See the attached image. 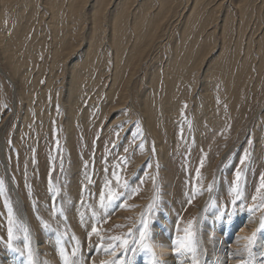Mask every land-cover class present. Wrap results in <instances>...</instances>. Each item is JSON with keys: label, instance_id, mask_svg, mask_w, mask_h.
Returning <instances> with one entry per match:
<instances>
[{"label": "bare ground", "instance_id": "1", "mask_svg": "<svg viewBox=\"0 0 264 264\" xmlns=\"http://www.w3.org/2000/svg\"><path fill=\"white\" fill-rule=\"evenodd\" d=\"M256 1L258 0H0V109L3 104L1 103V99L4 98L3 91H7L6 99L9 101L11 113L17 114L23 111L18 133L32 127L34 142L36 137L44 140L50 135L55 123L52 119L54 109L50 104L57 99L56 91L59 89H55V83L63 79L62 96L58 97L65 112L62 131L70 139L74 138L75 133L84 134L89 125H94L91 124L92 119L91 123L89 122L90 114L94 111L91 110L90 113L88 108H86L88 111L80 110L82 107L80 100L99 84L102 89L108 84V93L98 90L97 96L102 97L105 93V99H108L110 106L119 107L111 112L117 113L122 110L130 97L129 90L131 92L134 88L133 79L137 75V70L144 60L149 59L150 52L167 29L165 37L167 41L162 38L159 42L161 49L166 51L167 59L163 61V57L157 58L156 73H153L154 76L147 83L146 91L142 93L143 97L140 101L142 104L137 116L140 121L144 117L143 122L148 126L147 130L152 136L154 135L153 140L158 147V154L163 153L160 154L161 157L167 156L172 145L170 141L173 138L172 134L178 132L175 128L178 122H181L180 114L186 109L183 103L187 100V94L194 91L190 86L191 80L193 81V77L201 72L203 74L201 88L194 95V109L192 112L187 111L191 119L193 118L191 130L196 134L193 146L204 145L208 140L213 139L216 133L214 131H218L223 125L219 113L221 103L222 108L229 104L232 110L238 102L236 95L238 88H242L248 82L250 73L254 69L252 62L256 60L255 52L260 60L255 65L257 77L263 76L264 0H259L263 7L262 14L254 19ZM176 20L180 21L177 23ZM174 22L176 24L172 26ZM261 27L260 35L258 34L260 38L254 41L255 37L252 35ZM244 37L248 40L245 44ZM163 41H166L164 45H162ZM83 42L85 49L78 47ZM217 48L220 50L217 59L204 64L207 56ZM81 50L82 52L78 54ZM48 59L50 60L47 66L48 75L45 73L46 81L44 80L42 84L44 67ZM105 75L107 76L103 79ZM58 76L61 79L56 81ZM125 92L128 93L124 96ZM233 98L234 102L231 105L230 101ZM96 106L97 104L94 108ZM130 108L131 105L128 111ZM103 113L104 110L99 115L95 129L103 119ZM9 116V114L5 115L0 126L6 123ZM262 117L259 116V123L256 126L259 139L256 144L257 149L259 146H264V142L263 144L261 142L262 131L264 133ZM132 130L134 131V128ZM167 133L170 141L168 144L165 143ZM176 138V143L179 144ZM2 144L0 140V153L5 166ZM69 144L67 139L68 149ZM79 165V168L85 167L84 162ZM5 169L8 176V170L6 167ZM99 171L98 166L97 172ZM79 176L80 173H77L75 180ZM102 176L100 174L97 178L101 179ZM35 181L38 182H36V196L41 199L36 219L32 218L38 235L37 239L33 238L36 241L34 245H37L34 259L37 264H45V262L62 264V258L54 250L56 242L48 238L49 233L45 230L39 231L38 216L44 219L48 217V213L44 210L46 196L42 189L44 181L41 174ZM69 185L71 186L69 190L77 188L75 182H70ZM11 190L18 201L17 214L21 220L27 221L29 216L24 202L22 203V197L14 185H11ZM221 190L220 187L218 192ZM73 199H75L74 195L70 201ZM211 199L216 200V198ZM65 203L66 199L63 200L64 205ZM67 207L71 211L69 226H71L72 241L77 242L79 239V253L81 252L82 256H85L87 251L93 254V258L86 256L88 263L92 259L90 264H104L113 260L119 264L121 256L118 245L113 250L114 254L104 251L111 242H102L103 239L99 241L102 242L100 245L98 242L99 249L88 247V234L93 224L90 223V211L87 210L89 208L97 210V206L77 207V205H69L68 202ZM129 210H133V213L137 211ZM200 214H203L201 210ZM238 219L232 217L230 221L227 219L224 221L233 225ZM243 220L248 223L250 233L259 225L257 211L248 212ZM214 226L216 229L219 228L216 223L210 222L208 217L206 225L197 231L199 255L203 264H240L241 258H249L243 251V242L240 241L241 238L247 237L244 231L242 234L245 236L238 238H232L231 233L227 232V235L223 236L225 239L219 245L213 238L216 235L215 230H212ZM224 229L223 224V233H225ZM162 233L163 230L160 229L159 234L154 235L152 239L156 245H162L154 248L156 257L163 255L164 245L171 241L169 235L162 236ZM182 236L175 233L174 239ZM263 240L264 235H261L255 243ZM72 248L73 246L71 250ZM254 248L255 246H253L254 264H264V258L261 256L264 252L256 251ZM7 251L4 246L0 257L1 264H21L17 261L16 254L11 252L8 254ZM173 251L174 248L171 252ZM132 257L131 264H150V258L143 260L138 256ZM160 264H191V260L189 257L176 255L169 256L164 262L160 261Z\"/></svg>", "mask_w": 264, "mask_h": 264}, {"label": "rangeland", "instance_id": "2", "mask_svg": "<svg viewBox=\"0 0 264 264\" xmlns=\"http://www.w3.org/2000/svg\"><path fill=\"white\" fill-rule=\"evenodd\" d=\"M261 7L262 4L259 0L254 2V19H257L262 14L263 7L260 9ZM178 21L176 20L177 23ZM251 27L252 25L249 29ZM262 27H264V23H262ZM262 27L252 35V37H255L253 38L254 41L259 40L258 34L260 35ZM166 30L163 36L156 42L155 48L150 52L149 59L144 60L139 70H137V75L133 79L134 88L131 89V92L129 90L130 97L126 100V105L123 106L122 110H119L117 113L111 112L113 109L119 107L112 108L110 103H108V99H105V93L102 97L97 96L98 90L106 92V94L108 93V84L104 89L99 84L83 100L81 99L82 101L80 100L82 106L80 110L88 111L89 109L90 113L91 110L94 111L90 114L91 117L89 119L90 123L92 119L91 124L94 125H89L84 134L75 133L72 139L67 138V134L62 131L65 112L64 107L62 108L63 105L60 104L61 101L58 99V97L62 96L61 91L63 90L61 84L63 79L59 77L61 74L58 76V79L56 78V81L61 80L55 83V89H59L56 91L57 99L53 104L50 103L54 109L52 119L55 123L51 128L50 135L44 140L37 139L36 137V141L34 142L35 135L31 132L32 127L18 133L21 127V115L23 111L17 114L11 113L8 105L9 101L6 99L8 93L7 91H3L4 98L1 99V103L3 104H1L2 109H0V125L6 114L10 116L7 118L6 123L3 124L4 126H0V140L3 143V155L4 160H6L4 166L1 157L2 153H0V181L3 182L2 191H0V257L4 246L6 250L8 249L9 207L12 209L15 221L13 233L18 237L14 241V247H17L21 251L24 250L22 243L23 228L26 227L29 230L30 238L33 240H31L33 255L36 254L37 245H34L36 241L33 238L37 239L38 235L34 229V220L32 218L36 219L41 199L36 196L37 181L35 180L39 178V174H41L44 181L41 183L46 196L44 210L48 213V217L41 219L38 216V227L39 231L45 230L42 227L41 220L49 225V229L45 230V232L49 233L48 238L51 241L56 242L55 245L58 247L55 245L53 247L55 246L54 250L59 256L61 248L65 249L70 255L72 251L71 246H76V242H73L71 238V226H69L71 211L69 207L66 208L68 202L69 205H77V207L97 206L98 211L94 210V208L87 210L90 211V223L97 228L96 235L93 234L95 236L87 239L88 247L95 250L100 248H98V242L102 239V242L109 241L111 245H119L120 241L112 239L115 237H119L121 240L128 239L131 242L132 237L126 235L129 233V230H132L133 236L138 239L139 232L135 231V229L139 226L141 216L143 215L149 221L152 237L159 234L160 229H162V236L167 234L169 235V239H171L169 244L164 245V250H162L163 255L156 257V259L163 262L169 256H176L174 251L171 252L173 242L175 241V233L184 236V229L189 226L190 221L197 238V231L206 225V219L209 217L210 222L216 223L219 227L217 228L218 230L216 226L212 229L216 233L213 238L219 245L225 239H223V236H226L227 232L231 233L232 238H238L239 236H245V234L247 237L251 236L256 231L258 226L253 228L252 233L248 232V223L243 220V217L247 216L248 209L253 207L257 208L258 222L261 216L264 215V208H259L262 198H264V188H260L261 175L264 174V146H259L257 149L256 145L259 140L256 134V126L259 123L258 119L259 116H263L262 118H264V73L262 77H257L255 65L260 61L258 54L255 52L256 60L252 62V68L254 69L250 73L248 82L242 88H238L236 95L239 100L235 103L232 110H230L229 104L222 108L223 104L221 103L219 113L222 116V127L218 131H214L216 133L213 139L211 138L204 145L199 144L197 146H193L196 134L191 130L193 125L191 120L193 118L191 119L187 110L192 112L194 109V95L200 91L199 88H201L200 84L203 74L199 72L193 77L190 86L193 87L194 91L191 94H187V100L183 103L186 109H183L179 118L182 124L178 122L175 128V131L178 132L174 131L175 134H172L170 153L165 157H161L160 154L163 153L158 154V147L153 140L154 135L152 136V133L147 130L148 126L143 122L144 117L140 121L137 115L142 104L140 102L143 97L142 93L146 91L147 83L154 76L153 73H156L157 58L163 57V61L167 59L165 55L166 51L159 46V42L162 38L164 40L167 35ZM246 38L244 37L243 39L244 44L248 41ZM166 41H163L162 45ZM80 46L78 47L85 49V42L81 43ZM82 50L78 51V54ZM219 51L218 48L214 49L207 56L204 64H209V61H215L219 55ZM49 61L48 59L44 67L42 84L46 81L48 75L47 66H49ZM45 73L47 74L46 77ZM108 78L110 77L108 76ZM5 88L7 87L5 86ZM127 93L125 92L123 95L125 96ZM233 102L234 98L230 101V104L232 105ZM95 104L97 106L94 108ZM129 105H131V108L128 111ZM103 110V119L95 129L96 122L99 120V115ZM133 128L134 131L132 130ZM261 135L263 140H260H262L263 144V131ZM167 136L168 133L165 139L166 144L170 142ZM175 138L179 144L176 143ZM67 139L70 143L69 149ZM141 144L143 148L140 147ZM212 149L215 150L213 151ZM245 153H248V157L242 165L241 159L245 157ZM83 162L85 167L83 169L82 167L79 168V164ZM98 166L99 172H97ZM5 167L8 170V176ZM237 171L242 172L240 182L243 189V197L237 204H243L244 210L236 212L233 217L236 220L239 219L236 221V224L232 225L227 224L224 220L217 221L215 213L217 212V205L221 211L225 208L228 211H232L231 200L233 197L229 192L233 181L236 179ZM114 172L119 176L121 183L127 181L129 191H136L130 198H125L119 202L123 203L124 207H115L109 215L105 216L103 210L99 207V202L101 191L107 193L106 182H111L110 187L113 190H121L116 186V179L113 176ZM77 173H80V176L75 180ZM96 174L97 177L100 174L103 176L101 179H98L97 177L95 178ZM70 182H75L77 187L75 190H69L71 187L69 185ZM209 184H213L211 193L208 191ZM11 185L15 186L22 197V203L24 202L29 216L27 221L21 220L17 214L18 201L13 195ZM220 187L222 190L218 192ZM258 188H260L259 192L257 191ZM194 190L196 191V195L192 198ZM73 195L75 199L70 201ZM254 196L256 200H253ZM211 198H216V200L213 201ZM64 199H66L65 205L63 204ZM189 199H191V203L188 202ZM218 201H220L219 204ZM150 204L153 205L151 209H149ZM129 209H136L137 211L133 213V210ZM200 210L203 214H200ZM211 212L213 213L211 214ZM94 213L96 214L95 216ZM223 224L225 225V233L222 231ZM88 229L90 231V227ZM243 231L245 234H242ZM261 235H264V233H258L257 238H261ZM243 239L241 238L240 241L243 242L242 245L244 246L247 241ZM102 242H99V245ZM152 243L155 244L153 241ZM263 245L264 240L263 242L255 243L253 245L255 246L254 250L264 252ZM9 252L18 256L17 261L19 263L27 264L26 252V256H21L19 252H13L8 249L7 253L9 254ZM118 252L119 256L122 257L124 255L121 248ZM78 254L75 259L80 264L91 263L92 259L88 263V257L86 258V256L92 257V252L87 251L85 256H82L81 252ZM127 255L129 258H133V253L128 252ZM134 256H138L143 260L145 258L151 259L149 255L144 253H137Z\"/></svg>", "mask_w": 264, "mask_h": 264}, {"label": "snow or ice", "instance_id": "3", "mask_svg": "<svg viewBox=\"0 0 264 264\" xmlns=\"http://www.w3.org/2000/svg\"><path fill=\"white\" fill-rule=\"evenodd\" d=\"M141 148H143V145H140ZM248 157V153H245V157L241 159V164L243 165L245 163V160ZM241 171H237L236 173V179L233 181L231 189L229 194L233 197L231 200L232 204V211H228L227 208H225L223 211L219 209V206L217 205V214L215 219L217 221L222 220H231V218L236 214V212L243 211L244 205L243 204H237L238 201H241L243 197V189L241 185ZM114 178L116 179V186L117 188L121 189L120 191L113 190L112 187H110V181L106 182V188L107 193L104 191H101L100 194V202L99 207L103 210V213L105 216L109 215L112 210L115 209V207H124L125 205L123 203H119L121 200L125 198H130L131 195L135 194L136 190L129 191V186L127 181L121 183V180L119 176L114 172L113 173ZM2 184L3 182L0 181V191H2ZM260 188H264V174L261 175V185ZM260 188L257 189V191H260ZM213 190V184L208 185V191L211 193ZM196 195V191L194 190L192 193V198H194ZM253 200H256V197H253ZM191 203V199L188 201ZM153 207L152 204L149 205V209ZM259 208H264V198H262V203L259 205ZM257 210L256 207L248 209L250 213L255 212ZM62 214V213H60ZM96 214L94 213V216ZM39 219V217H38ZM42 227L45 230L49 229V225L41 220ZM15 225V221L13 219L12 215V209L9 207V229H8V242L7 247L10 251L13 252H19L21 256L25 255V252L27 253V264H37L36 260L34 259L33 251L31 248V238L29 230L25 227L23 228V248L24 250L21 251L17 247H14V241L18 239L17 236L13 233V226ZM135 231L139 232V238H135L133 236V231L129 230V233L126 234L127 236H131V242H129L128 239H123L119 237L112 238L114 241H120L119 248H121L124 252V255L120 258L119 264H131V260L128 257L127 253L131 252L133 255L137 253H144L151 257L150 264H160V261L156 259V253L154 251V248L156 247H162V245H156L152 243V233L150 231V224L147 219L142 215L139 226L135 229ZM185 235L182 237H178L173 242V248L176 255H182L185 257H189L191 260V264H203V262L200 260L199 255V244L196 238V232L192 227V222H189V226L184 229ZM97 233V228L95 225L92 227V231L88 234L89 237H91L93 234ZM258 233H264V215L261 216L259 220V225L252 233L251 236L245 237L244 239L247 241L243 246V251L247 253L248 259L241 258L240 264H254V253H253V245L255 244L257 234ZM73 240H75V237L73 236ZM102 246V245H101ZM117 245L112 244L109 245L107 248L104 249L106 253L113 252L114 254V248ZM79 253V242H76V246L72 248L71 254L69 255L67 251L63 248L60 249V256L62 258V264H80V262L75 259ZM262 258H264V253H261ZM46 264V262H45ZM104 264H118L116 260H113L111 262H104Z\"/></svg>", "mask_w": 264, "mask_h": 264}]
</instances>
